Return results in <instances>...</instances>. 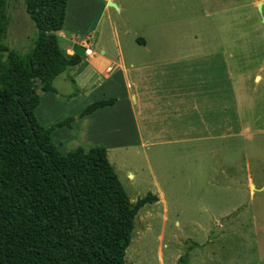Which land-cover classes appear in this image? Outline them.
<instances>
[{
  "label": "rangeland",
  "instance_id": "1",
  "mask_svg": "<svg viewBox=\"0 0 264 264\" xmlns=\"http://www.w3.org/2000/svg\"><path fill=\"white\" fill-rule=\"evenodd\" d=\"M113 1L120 12L110 7L92 34L102 5L97 0H71L66 28L79 32L80 39L98 51L97 40L101 47H112L113 29L107 26L111 21L123 49L135 47V38L126 35L135 32L152 48L149 58H159L155 54L163 50L170 61L180 60L175 67L182 71L185 66L187 90L201 78L212 79L231 100L235 95L240 114L232 123L235 135L224 132L204 141L183 135L155 137L152 146L134 148L129 122L124 120L126 130L108 131L118 125L112 115L91 118L82 131L80 113L102 100L106 88L81 91L79 80L73 84L59 76L54 88L76 99L59 101L55 92L38 91L39 123L50 128L72 118V127L52 132L60 153L104 147L131 203L148 194L158 198L136 216L125 264H178L183 257L187 264H264V6L263 20L257 10L264 0ZM6 16L4 43L27 54L37 31L24 0H7ZM256 75L260 82H253ZM175 84L179 90L168 96L184 91L183 82ZM241 116L251 124L244 133Z\"/></svg>",
  "mask_w": 264,
  "mask_h": 264
},
{
  "label": "trees",
  "instance_id": "2",
  "mask_svg": "<svg viewBox=\"0 0 264 264\" xmlns=\"http://www.w3.org/2000/svg\"><path fill=\"white\" fill-rule=\"evenodd\" d=\"M68 1L24 0L37 32L21 55L4 43L7 0H0V264H125L136 216L158 202L152 194L130 202L104 147L60 153L52 132L72 118L45 128L36 117L38 91L56 92L54 80L81 62L56 36ZM114 102H94L80 118Z\"/></svg>",
  "mask_w": 264,
  "mask_h": 264
},
{
  "label": "crops",
  "instance_id": "3",
  "mask_svg": "<svg viewBox=\"0 0 264 264\" xmlns=\"http://www.w3.org/2000/svg\"><path fill=\"white\" fill-rule=\"evenodd\" d=\"M70 1L67 4L63 28L56 32V36L62 51L67 55H79L81 62L58 78H63V80H68L73 84H76L75 80H79L77 84L81 86V91L95 87L106 88L102 94L103 99L115 100L113 106L108 108L112 109V111H108L109 113H103V111L108 110L103 109L88 116V118H83L81 122L82 131L89 128L88 120L91 118L95 116L106 118L112 115L115 120H118V125H111L115 127V130L108 131L126 130L125 121L129 122L130 137L135 138L131 145L134 148L142 149L149 145L152 146L155 137L183 135L184 139L204 141L223 135L224 132V136L230 133L234 134L232 123L236 116H240V114H236L235 95L233 101L228 92H225L224 95L219 90L220 88H215L212 79L205 81L203 78L191 85L193 86L191 90H187L185 66H183L182 71L181 68L175 67L181 65L180 60L170 61L164 57L163 50H161V54L160 51L155 54L159 58H149L148 54L152 48L148 47L145 38L137 36L135 32L126 33L127 36L135 38V47L123 49L122 43L117 38L115 26L111 21L107 22V26L113 29L112 47L109 49L106 46L101 47V43L97 40L96 45H100V49L98 51L93 50L95 47L92 48L90 44L80 39L79 32L73 28H66ZM97 3L99 7L102 6L95 26L92 28L94 30H91L92 34L104 22L103 19L110 9L109 3L114 4L117 8L115 10L120 12V7L113 0H97ZM262 6H264L263 2ZM73 18L76 19V15H73ZM86 48H91L90 56L85 55ZM231 78L232 81H235V77ZM178 80L183 82L184 91L182 93L180 91L181 95H178V91L176 96H168L175 93L176 89L179 88L175 84ZM260 81L259 75L253 79L255 83ZM54 82L56 84V81ZM230 87H233V82ZM55 91L54 94L59 101H64L66 98L69 101L76 99L72 98L71 92H68L70 94L65 93L66 91L59 93L56 88ZM119 92L120 101L123 102L122 106H120L121 102L116 99ZM58 94L60 95L58 96ZM187 101H190L188 108H186ZM240 118L242 120L240 132H247L248 126L250 127L251 124L247 123L243 116ZM181 126L184 128L183 131L180 130L182 129Z\"/></svg>",
  "mask_w": 264,
  "mask_h": 264
},
{
  "label": "water",
  "instance_id": "4",
  "mask_svg": "<svg viewBox=\"0 0 264 264\" xmlns=\"http://www.w3.org/2000/svg\"><path fill=\"white\" fill-rule=\"evenodd\" d=\"M109 6L114 8V9H117L116 6L112 3H109ZM257 10H258V13L259 15L261 16L262 20H263V16H262V2H259L257 3Z\"/></svg>",
  "mask_w": 264,
  "mask_h": 264
},
{
  "label": "built area",
  "instance_id": "5",
  "mask_svg": "<svg viewBox=\"0 0 264 264\" xmlns=\"http://www.w3.org/2000/svg\"><path fill=\"white\" fill-rule=\"evenodd\" d=\"M84 53H85L86 56H90L91 53H92L91 48H86Z\"/></svg>",
  "mask_w": 264,
  "mask_h": 264
}]
</instances>
